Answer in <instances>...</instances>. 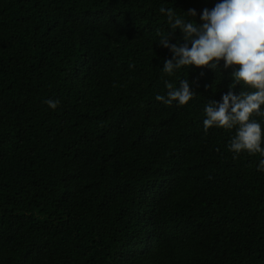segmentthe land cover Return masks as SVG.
Returning a JSON list of instances; mask_svg holds the SVG:
<instances>
[{
  "label": "trees",
  "instance_id": "1",
  "mask_svg": "<svg viewBox=\"0 0 264 264\" xmlns=\"http://www.w3.org/2000/svg\"><path fill=\"white\" fill-rule=\"evenodd\" d=\"M218 2L0 0V264H264V156L203 126L232 69L163 70L160 8Z\"/></svg>",
  "mask_w": 264,
  "mask_h": 264
},
{
  "label": "clouds",
  "instance_id": "2",
  "mask_svg": "<svg viewBox=\"0 0 264 264\" xmlns=\"http://www.w3.org/2000/svg\"><path fill=\"white\" fill-rule=\"evenodd\" d=\"M160 12L167 15L172 30L159 39V45L172 53L171 59L164 61L165 73L171 75L174 70L190 66L213 70L220 68L221 61L224 70L232 69V83L222 102L209 100L204 109L205 133L212 127L236 128L230 150L264 156L261 147L264 132L253 119V116L264 117V0H220L211 10H203L200 24L177 16L172 8L161 7ZM187 15L194 18L197 14L189 10ZM176 29L183 34V45L170 43ZM236 85L248 90L235 94ZM166 87L167 97L157 95L156 100L169 106L173 102L184 106L195 94L187 79L180 81L179 88L167 82ZM46 103L55 110L59 101ZM258 170H264V159L260 160Z\"/></svg>",
  "mask_w": 264,
  "mask_h": 264
}]
</instances>
